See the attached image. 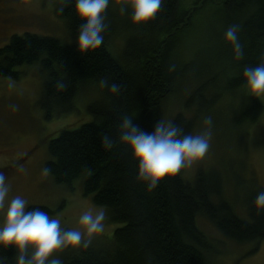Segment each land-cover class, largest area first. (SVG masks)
I'll return each instance as SVG.
<instances>
[{
	"label": "trees",
	"instance_id": "obj_1",
	"mask_svg": "<svg viewBox=\"0 0 264 264\" xmlns=\"http://www.w3.org/2000/svg\"><path fill=\"white\" fill-rule=\"evenodd\" d=\"M55 1L57 15L65 20L73 42L63 44L55 37L29 32L14 34L0 47V77L17 80L21 68L35 67L43 78L38 104L46 119L74 111L75 99L85 87L98 91L100 99L87 107L92 119L76 129H63L48 141L50 159L45 168L58 184L81 179L83 194L106 207L113 221L122 223L109 243L80 248L62 264H213L212 243L197 223L199 218L209 221L226 239L250 243L251 252L256 251L264 239V211L258 212L253 203L261 188L247 196L248 219L237 216L224 198L223 180L214 169H198L190 182L183 179L182 168L175 177H166L148 191L147 184L136 178L137 162L131 150L119 143V126L128 114L134 125L152 132L161 119L166 122L165 107L177 95L185 96L184 110L170 121L182 127L184 134H192L197 114L217 96L245 85V67L264 62V0H213L210 5L218 15L213 27L202 18L195 24L193 20L207 0L191 4L165 0L154 19L138 25L131 22L129 12L124 23L115 22L109 3L104 43L87 53L79 52L76 44L83 21L75 13V0ZM232 25L240 27L241 61L233 59L232 46L224 38ZM119 32L124 44L114 55L109 43ZM201 40L207 44L199 52L200 69L191 78L188 58ZM186 46L187 56L183 54ZM101 79L109 86L120 85V93L101 88ZM58 82L66 85L63 91L57 89ZM262 107L259 98L251 96L242 117L253 122ZM105 135L115 145L111 150L102 146ZM0 255L14 264V248L0 249Z\"/></svg>",
	"mask_w": 264,
	"mask_h": 264
},
{
	"label": "rangeland",
	"instance_id": "obj_2",
	"mask_svg": "<svg viewBox=\"0 0 264 264\" xmlns=\"http://www.w3.org/2000/svg\"><path fill=\"white\" fill-rule=\"evenodd\" d=\"M187 1L191 4L195 0ZM212 1L203 2L196 10L194 24L201 18L211 27L214 19L216 24L218 15L210 5ZM110 3L109 12L114 21L124 23L125 14L120 13L122 0H110ZM57 12L55 0H0V47L8 43L12 35L26 32L55 37L63 44L73 42L65 20ZM128 12L131 13L130 8ZM206 36L204 40H208ZM123 44L124 36L119 32L110 41L109 47L114 55H118ZM206 44L198 41L191 51L188 60L192 67L188 77H196L202 58L199 52ZM183 54H189L187 46ZM33 68H21V76L17 80L0 77V171L5 173L10 185V198L20 195L29 202V207H46L52 211L50 216L61 220L63 227L76 229L84 210L104 206L96 205L91 197L83 194L81 179L67 185L58 184L50 174L43 175L45 163L50 159L47 144L61 130L76 129L91 120L87 107L99 100L100 94L94 87H85L86 90L80 91L75 99L74 111L46 119L38 104L43 78ZM224 78L218 76V79ZM225 93L197 114L192 135L205 129L204 117L212 118L210 147L203 158L183 168L182 177L192 182L198 169H214L223 180L224 198L237 216L248 219L245 203L248 194L258 188L264 191V96L258 97L263 106L261 113L255 121L247 122L242 116L248 99L254 95L249 94L246 84ZM184 98L172 96L165 107L166 122L176 112L184 110ZM186 114L190 115V112ZM21 168L23 171H20ZM107 214L104 234L94 238L91 245L109 243L114 231L121 227L122 223L109 217L108 210ZM2 222L3 211L0 210ZM197 223L211 240L213 251L210 258L213 264H264V239L258 249L251 252L250 243L237 244L226 239L205 218H199ZM79 249L66 248L53 253L50 259L63 261Z\"/></svg>",
	"mask_w": 264,
	"mask_h": 264
},
{
	"label": "clouds",
	"instance_id": "obj_3",
	"mask_svg": "<svg viewBox=\"0 0 264 264\" xmlns=\"http://www.w3.org/2000/svg\"><path fill=\"white\" fill-rule=\"evenodd\" d=\"M164 2L165 0H122L120 13L124 15L130 8L131 22L143 24L156 17ZM109 3L110 0H75V13L83 21L76 39L79 52L87 53L103 45ZM59 11L63 12V8ZM239 30V25H232L224 33L225 40L232 46L233 59L236 61H241L244 57ZM242 75L249 94L264 96V62L256 67H245ZM99 86L108 88L110 93L116 95L121 91L120 85L112 83L109 86L104 79L99 81ZM56 87L63 91L66 85L58 82ZM203 124L205 129L192 135L184 134L183 128L173 121L165 122L161 119L149 133L134 125L130 115L122 117L119 143L131 150L133 159L137 162L136 178L147 184L148 191L157 188L166 177H175L182 168L190 167L206 155L212 138V118L204 117ZM101 143L105 150H111L115 146L108 135L102 138ZM49 171L44 168L43 175H49ZM9 193L7 177L0 171V210L3 211L0 249H15L14 264H62L59 258L50 259L53 253L66 248L87 249L94 238L105 232V221L108 218L105 207L84 210L78 220L79 227L66 229L59 218H53L40 207L30 208L29 202L20 195L10 198ZM253 203L258 212L264 211V191L257 194ZM0 264H9L8 258L0 255Z\"/></svg>",
	"mask_w": 264,
	"mask_h": 264
}]
</instances>
